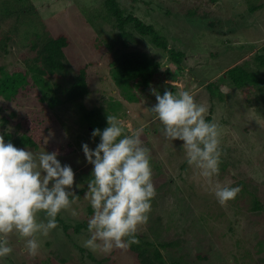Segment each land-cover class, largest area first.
I'll use <instances>...</instances> for the list:
<instances>
[{
	"label": "rangeland",
	"instance_id": "374dc122",
	"mask_svg": "<svg viewBox=\"0 0 264 264\" xmlns=\"http://www.w3.org/2000/svg\"><path fill=\"white\" fill-rule=\"evenodd\" d=\"M20 1L0 0V67L28 70L36 55L31 44L44 25L61 22L62 30L72 33L74 40L63 74L46 77L43 86L33 85L14 101L0 97V135L16 146L8 137L24 132L17 122L25 110L34 107L40 111L46 121L38 122L50 147H16L35 153L55 151L62 165L72 167L73 190L79 197L72 207L78 215L73 217L70 211L58 214V229L48 237H38L41 247L36 256L25 250L23 238L11 235L13 252L0 259V264H140L131 245L110 254L83 247V241L90 238L84 226L93 215L85 199L93 165L87 162L82 144L95 149L100 137L91 136L93 130L84 114L65 98L71 79L84 64L89 65L90 83V92L83 100L86 107L101 108L106 120L107 115L116 116L126 130L142 129L141 140L151 151L153 183L160 176L164 178L163 184L159 180L155 185L149 221L137 234L160 249L164 264H263L264 208L253 210L252 197L258 195L264 205V95L252 86L229 85L227 91L222 86L226 79L219 77L239 62L249 60V68H255V56H264V6L250 12L251 0H115L125 14L133 13L152 23L167 41L166 49L158 47L151 36L136 32L138 46L166 70L163 80L159 77L149 87L139 88L131 83L117 84L113 76L115 49L119 46L114 38L120 30L110 11V1ZM24 8L28 10L23 12ZM192 9L199 11L198 15L185 20V12ZM204 11L220 18L222 27L213 31L201 17ZM171 49L183 54L180 63L172 58ZM261 70L260 76L264 77V67ZM212 81L221 87L223 99L216 97L212 102L208 87ZM152 89L161 95L165 89L187 90L198 103L207 106L206 118L212 110L210 122L219 123L222 129L220 172L214 181L241 188L239 181L244 182L245 189L235 200L221 206L212 188L197 175L198 170L188 165L183 141L165 138L163 125L151 111L156 103ZM45 90L48 98L60 100L56 107L41 103ZM39 215L45 218L44 213ZM81 224L84 226L76 231ZM168 240L177 244L163 248L161 243ZM203 249L210 250L209 258L199 257Z\"/></svg>",
	"mask_w": 264,
	"mask_h": 264
},
{
	"label": "clouds",
	"instance_id": "9594fccd",
	"mask_svg": "<svg viewBox=\"0 0 264 264\" xmlns=\"http://www.w3.org/2000/svg\"><path fill=\"white\" fill-rule=\"evenodd\" d=\"M152 92L156 103L151 111L163 125L165 138L183 141L188 165L198 170L221 206L235 200L240 186L214 181L220 172L222 129L219 123L206 120L207 106L187 90ZM107 124L91 133L93 138L100 137L95 149L82 144L87 162L93 165L85 193L93 215L87 225L90 238L83 241V247L104 254L139 242L137 233L148 223L156 196L151 151L141 140L142 129L126 130L112 115H107ZM57 155L17 148L0 135V259L13 252L11 235L23 238L25 250L36 256L41 247L38 237H48L58 229V214L78 215L72 207L79 199L73 190L75 173ZM40 213H44L43 220Z\"/></svg>",
	"mask_w": 264,
	"mask_h": 264
},
{
	"label": "trees",
	"instance_id": "16d2710c",
	"mask_svg": "<svg viewBox=\"0 0 264 264\" xmlns=\"http://www.w3.org/2000/svg\"><path fill=\"white\" fill-rule=\"evenodd\" d=\"M21 1L26 2L28 0ZM108 1L111 3L110 11L115 16L118 22V29L120 30L118 35L114 38L115 42L119 45L115 49L116 58L113 68V76L115 77L116 83H131L139 88H147L159 77H161L159 80H163L166 70L162 68L160 62L138 46L136 32L143 37L148 36L149 38L151 36L152 38H150L158 47L166 49L168 47L167 41L163 36H160L159 31L152 23L147 24L145 20L140 19L133 13L125 14L122 9L117 7L115 0ZM208 1L216 2L217 0ZM263 6L264 1L258 3L255 0H251L249 9L250 12H255ZM20 9L19 7V10ZM26 10L28 9L24 8L23 12ZM198 12L193 9L186 11L185 15L188 16V18L185 17V20H191L198 15ZM203 13L205 14H202L201 17L206 19L208 25L212 26L213 31L216 29L218 30L221 26V24H219L220 18L215 15H209V13L206 14L207 11ZM180 22L184 23L182 19H180ZM61 27V22L57 24L53 22L51 25H44L42 27L43 31L40 32L41 34L39 33L36 35L35 41L31 44L32 49L36 51V55L32 59V64H29L28 70L21 69L20 67L6 70L4 67H0V97H4L8 101H14L19 95H22L24 90L31 89L33 85L43 86L46 77H54L66 71L65 60L68 50H70L72 46L74 36L72 33L62 30ZM232 31H234V29H232ZM110 47L113 49L114 43L110 45ZM171 53L172 58L177 63H180L183 54L174 49H171ZM255 60L257 62L255 68H249V60L247 61L248 63L239 62L230 67L224 75L219 77L227 81L222 86L227 88V91L231 89L229 85L237 88L252 86L258 88L264 95V77L260 76L262 72L261 69L264 67V56H255ZM88 66V64H84L79 67L77 74L71 79L70 85L67 88L65 100L77 105L79 110L84 114L86 123L92 130L99 128L102 131L108 125L106 116L102 113L101 108L88 109L83 102L84 98L90 92ZM215 83L212 81L208 84L212 102L216 97L220 99L224 97L223 91L220 89L221 87L218 85L215 86ZM129 98L131 99L132 97ZM41 103L48 108H54L60 103V100L52 96L48 98L47 91L45 90V95L41 96ZM31 104H34L32 100ZM211 113L207 116L206 120H212ZM39 120L44 122L46 118L40 115V111L37 108L31 107L26 109L25 115L17 122L20 127L22 126L24 132L16 137L10 136L8 139L12 140L18 147H50L45 142L43 130L40 127L41 124L38 122ZM221 169H224L223 165H221ZM163 179L164 178L160 176V178L155 180L154 185H158L159 180H162L161 182L163 184ZM239 183L243 186L241 189L244 191V182L239 181ZM252 203L253 210H261L264 208L263 201L258 195L253 194ZM83 226L82 224L76 226V231H79ZM84 228H87V224H85ZM63 229L65 231L68 230V226L64 223ZM136 238L139 242L131 244V249L137 252L140 264H164L162 253L157 246H154L150 241L146 242L138 234ZM176 244L177 241L175 240L163 241L161 243L163 248H171ZM209 253L210 250L203 249L198 252V255L201 259H207L209 258ZM92 258H94V256H92Z\"/></svg>",
	"mask_w": 264,
	"mask_h": 264
}]
</instances>
